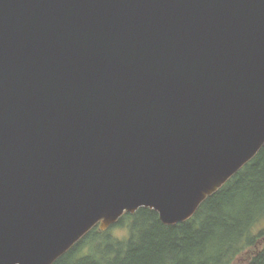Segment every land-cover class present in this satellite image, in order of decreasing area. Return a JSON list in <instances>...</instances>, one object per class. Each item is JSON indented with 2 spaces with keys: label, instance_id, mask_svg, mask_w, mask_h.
Masks as SVG:
<instances>
[{
  "label": "water",
  "instance_id": "water-1",
  "mask_svg": "<svg viewBox=\"0 0 264 264\" xmlns=\"http://www.w3.org/2000/svg\"><path fill=\"white\" fill-rule=\"evenodd\" d=\"M263 148L264 0H0V264L185 223Z\"/></svg>",
  "mask_w": 264,
  "mask_h": 264
},
{
  "label": "trees",
  "instance_id": "trees-1",
  "mask_svg": "<svg viewBox=\"0 0 264 264\" xmlns=\"http://www.w3.org/2000/svg\"><path fill=\"white\" fill-rule=\"evenodd\" d=\"M113 228H128V238ZM54 264H264V148L191 220L167 226L140 209L97 226Z\"/></svg>",
  "mask_w": 264,
  "mask_h": 264
},
{
  "label": "rangeland",
  "instance_id": "rangeland-1",
  "mask_svg": "<svg viewBox=\"0 0 264 264\" xmlns=\"http://www.w3.org/2000/svg\"><path fill=\"white\" fill-rule=\"evenodd\" d=\"M112 234L117 239H127L129 236L128 228H113Z\"/></svg>",
  "mask_w": 264,
  "mask_h": 264
}]
</instances>
